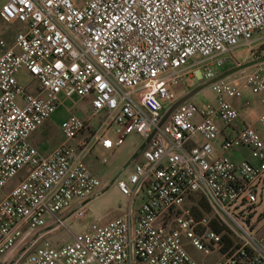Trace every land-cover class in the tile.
Masks as SVG:
<instances>
[{"label":"built area","instance_id":"2783aa9c","mask_svg":"<svg viewBox=\"0 0 264 264\" xmlns=\"http://www.w3.org/2000/svg\"><path fill=\"white\" fill-rule=\"evenodd\" d=\"M0 17L21 24L12 43L0 38V188L24 171L0 200V257L49 218L57 228L72 214L86 216L87 199L101 186L86 161L95 145L112 150L132 133L146 139L156 129L128 180L117 177L128 196L122 213L90 222L61 245L38 232L13 264H202L185 240L205 254L218 251L213 264H264V222L257 227L243 208L258 200L264 135L247 123L217 142L240 115L232 99L243 88L214 81L215 100L188 99L159 126L185 75L213 79L236 46L252 48L264 35V0H5ZM21 70L36 80L34 91L19 80ZM244 85L264 91V66L246 73ZM62 95L87 99L89 117L69 112L59 125L65 140L43 153L31 135ZM94 117L95 132L69 143ZM258 121L264 127V111ZM240 149L257 161L228 155ZM77 199L85 201L62 218Z\"/></svg>","mask_w":264,"mask_h":264},{"label":"rangeland","instance_id":"374dc122","mask_svg":"<svg viewBox=\"0 0 264 264\" xmlns=\"http://www.w3.org/2000/svg\"><path fill=\"white\" fill-rule=\"evenodd\" d=\"M264 55V35L254 43L253 47L250 48L247 45H238L236 46L230 53L224 64V69L227 70L233 66L238 65L239 63H243L249 61L253 58ZM259 64L264 66V61ZM257 64L247 67L243 70L238 71L237 73L231 74L224 79L233 84L239 83L240 77H243L246 73L250 72ZM237 76L235 77V75ZM19 80L28 86L31 91L35 90L36 80L32 78V76L26 72L25 70H21L18 74ZM207 79H198L197 77H190L185 75V81L180 83L175 91L177 98L173 101H165V111L181 96L186 94L192 88H195L198 85L208 82ZM212 83L200 89L197 93H195L190 100L196 103H206L208 101H213L216 98V93L212 89ZM246 91L251 92L250 89L246 88ZM252 95V92L249 93ZM259 97L263 96L264 93H258ZM62 101L57 108V110L51 115L49 119H47L42 126L35 132V134L39 137L41 141L44 142V146H52L56 143L63 142L64 136L60 130V122L64 117L68 115L69 112H74L79 114L81 117L88 119L87 107L88 101L87 99L81 98L77 95L66 97L64 95L61 96ZM164 111V112H165ZM100 123V118L94 117L88 120L87 128L83 131V134H79L75 139L68 140L69 143L75 144L79 141L83 135L93 134L95 130L98 128ZM145 139L136 133H132L127 136L125 142L118 148L108 150L97 147L96 145L91 149L89 153H87L86 161L88 166L93 171V173L101 180V186L96 194L91 200L87 203L88 211L86 216L82 220H78L74 214L70 216V218L66 221L65 225H61L53 231L45 232L42 234L43 239H47L51 241L55 245L65 244L72 240L73 236L83 232L90 222H96L98 224H106L110 220L117 217L120 213L125 209L128 196L124 195L117 183L116 176L122 177L128 180L129 174L132 170L133 162L138 159L140 156L135 158L133 162H131L126 168H124L125 164L131 157V153L135 151L144 141ZM108 154V161L103 162L102 158ZM242 157H248L253 161H257L256 156L249 149H242L239 153ZM24 174V171H21L16 177L12 178L8 181V183L0 188V199H2L5 195L4 192L7 188L13 186V184L20 179L21 175ZM257 198L258 200L252 207L243 208L246 211V215L249 216V211L251 212V221L256 222L257 227L261 226L264 222V174L262 176V180L257 189ZM140 197L137 198V202L139 203ZM196 202L199 206L200 210L206 211L202 204L201 199H197ZM231 211L235 213L238 217V220L245 225L248 229L250 226L247 221H243L240 218V215L237 213L234 206L230 207ZM210 212V210H208ZM51 224L53 222L48 220ZM42 230L40 229H26L17 241V244L5 254L0 257V264H9L22 250L24 246L33 239L38 232ZM185 245L187 247L190 255L201 262L202 264H213L218 258H220V253L216 250H213L209 254H205L203 251H200L190 245L188 240H185Z\"/></svg>","mask_w":264,"mask_h":264},{"label":"crops","instance_id":"0c3cea01","mask_svg":"<svg viewBox=\"0 0 264 264\" xmlns=\"http://www.w3.org/2000/svg\"><path fill=\"white\" fill-rule=\"evenodd\" d=\"M5 0H0V4L2 2H4ZM21 27V24L19 22H7L3 17H0V38L5 39L8 43H12L14 41L15 38V34L17 32V30ZM225 69L224 67L217 69V76L224 72ZM237 73V72H236ZM237 76V74L235 75V77ZM239 83H237L238 85H240L243 88V95L241 97H237V98H233L232 102L233 104L239 109L240 115L239 117L235 120L234 124L230 127H224L223 128V134L222 136H220V138L217 140V142H221V140L227 136V135H231L232 133H234L240 126H242L243 124H252L253 126L257 127L261 133L264 135V127L260 124V122L258 121V117L260 116V114L264 111V106H263V102L262 100L264 99V95L259 97V94H254L252 93V95H249L248 92L246 91V88H248L247 86L244 85V76L240 77L239 79ZM249 89V88H248ZM264 93V91H262ZM251 93V92H249ZM180 98V97H179ZM246 100H248L250 103L248 105L245 104ZM53 115V114H52ZM49 119V118H48ZM42 126V125H41ZM40 126V127H41ZM36 132V131H35ZM34 133H32L31 135V141L40 149L41 152L43 153H48L50 152L52 149H54L59 143H56L52 146H44V142L41 141L40 139H38L39 137ZM38 137V138H37ZM104 149L103 147H99ZM137 150V149H136ZM135 150V151H136ZM242 150V149H240ZM240 150L237 151H233V152H229L228 155L233 158L234 160H240L242 157L239 153ZM133 151V153L135 152ZM131 153V154H133ZM132 156V155H131ZM17 176V175H16ZM15 176V177H16ZM22 178V175L20 177V179ZM17 180L12 187H14L19 181ZM7 188L6 191L4 192V195H6L11 189ZM100 187L96 190V192L91 195L90 200L96 195L98 194ZM1 200V199H0ZM85 200H74L72 203V206L69 209L63 210L62 212H60V215L62 218L69 216L70 214H72L76 208L81 205ZM88 203V201H87ZM48 220H51L53 222V224H51L50 222L47 223L46 226H44L42 228V230H40L39 232H49V231H53L55 230L54 228V221L49 218Z\"/></svg>","mask_w":264,"mask_h":264},{"label":"water","instance_id":"95a60500","mask_svg":"<svg viewBox=\"0 0 264 264\" xmlns=\"http://www.w3.org/2000/svg\"><path fill=\"white\" fill-rule=\"evenodd\" d=\"M264 61V55L262 56H259V57H256V58H253L249 61H246V62H243V63H239L238 65L236 66H233L227 70H225L224 72L220 73L218 76L214 77L213 79L209 80L208 82L206 83H203L201 85H198L196 86L195 88H192L190 91H188L186 94H184L183 96H181L180 98H178L165 112H164V115L159 123V126L161 124H163L167 118L170 116V114L172 113V111L179 105L181 104L182 102L190 99L195 93H197L200 89H202L203 87L211 84L212 82L214 81H217L219 79H223L231 74H234L240 70H243L247 67H250V66H253L255 64H258L260 62ZM156 129H154L150 135L143 141V143L137 148V150L132 154V156L129 158V160L127 161V163L125 164L124 168H126L137 156L138 154L141 152V150L146 146L147 142L150 140V138L153 136V134L155 133ZM119 175L116 176V178L118 177ZM90 198L87 199V201H89ZM30 242L24 246L22 248V250L19 252V254L9 263V264H13L15 262V260L19 257V255L21 253H23L27 247L29 246Z\"/></svg>","mask_w":264,"mask_h":264},{"label":"trees","instance_id":"16d2710c","mask_svg":"<svg viewBox=\"0 0 264 264\" xmlns=\"http://www.w3.org/2000/svg\"><path fill=\"white\" fill-rule=\"evenodd\" d=\"M201 204H202V206H203V208H204L205 210H207V211L210 210V208H209V206H208L206 200L203 199V200L201 201ZM193 210L196 212L197 215H200V214H201L200 210H198L197 207H193ZM211 225H212V227H213L215 230H217V231H219V232H223L224 229H225L224 225L219 224L218 222H216V220H213L212 223H211ZM223 236H224V238L227 237L226 233H223Z\"/></svg>","mask_w":264,"mask_h":264}]
</instances>
